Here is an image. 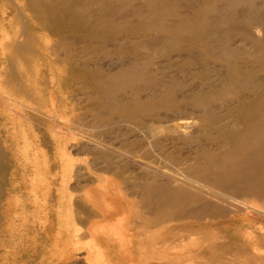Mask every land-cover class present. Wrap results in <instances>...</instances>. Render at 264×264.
Returning <instances> with one entry per match:
<instances>
[{
    "label": "rangeland",
    "instance_id": "rangeland-1",
    "mask_svg": "<svg viewBox=\"0 0 264 264\" xmlns=\"http://www.w3.org/2000/svg\"><path fill=\"white\" fill-rule=\"evenodd\" d=\"M22 1L0 0V264H264V0H39L50 32Z\"/></svg>",
    "mask_w": 264,
    "mask_h": 264
},
{
    "label": "bare ground",
    "instance_id": "bare-ground-1",
    "mask_svg": "<svg viewBox=\"0 0 264 264\" xmlns=\"http://www.w3.org/2000/svg\"><path fill=\"white\" fill-rule=\"evenodd\" d=\"M4 1V0H3ZM6 2V1H5ZM16 2V1H15ZM43 2L42 1H39V0H23L22 1V4H21V6H18V11H19V13H21V14H19V16H20V21L22 22V24H23V30L25 31V30H28L29 28H30V26L31 25H34L38 30H40V31H47V32H50V30L48 29V27H47V24L49 23V21H46V19H43V17H46L47 15H46V9H44L43 8ZM1 5V4H0ZM3 5V4H2ZM1 5V6H2ZM5 7V6H4ZM42 7V8H41ZM25 11H30L29 13H30V15L33 17V18H30V17H28L26 14H25ZM8 12V11H7ZM15 15H13V17H14ZM48 19V18H47ZM32 21V23H31V21ZM52 21V20H51ZM1 24V23H0ZM4 24V23H3ZM1 26V25H0ZM5 29V28H4ZM20 29V28H19ZM17 31V30H16ZM19 31V30H18ZM260 31H257V33H259ZM22 34V33H21ZM7 35H8V33H7ZM17 35V34H16ZM20 36V38H19V42H20V40H22L23 38H24V36H22V35H19ZM9 37V36H8ZM16 37V36H15ZM18 37H16V39H17ZM13 41V40H12ZM3 42V41H2ZM15 42V41H14ZM34 42H35V40H34ZM21 43V42H20ZM14 45V44H13ZM16 45H18V44H16ZM17 48H16V50L17 51H19V53H23V52H25L26 51V48L24 47V45H18V46H16ZM15 50V49H14ZM13 50V51H14ZM32 50V49H31ZM33 51V50H32ZM16 51H14V53H15ZM31 52V51H30ZM17 54V53H16ZM19 55V54H18ZM13 56V55H12ZM16 56L17 55H15V58H16ZM20 56V55H19ZM22 56V55H21ZM45 57V56H44ZM15 58H13V59H15ZM23 59V58H22ZM19 60V59H18ZM14 61V60H13ZM32 61H34V60H32ZM15 62V61H14ZM21 61H19V63H20ZM24 62H25V60H24ZM22 63V62H21ZM26 63H28L27 61L25 62V65H26ZM13 64V63H12ZM15 64V63H14ZM28 65V64H27ZM15 67H16V65H15ZM2 68V67H1ZM26 69V68H25ZM62 70V69H61ZM1 71V70H0ZM36 71V70H35ZM12 72V73H11ZM17 72V71H16ZM37 73V72H36ZM17 75H18V73H13V71L11 70L9 73H7L6 74V77H7V80L10 78V77H12V78H14V79H16V81H17V79H19V77H20V75H18V77H17ZM22 76V75H21ZM28 78V77H27ZM24 79V78H23ZM37 79V78H36ZM6 80V79H5ZM9 81H12V80H9ZM14 81V80H13ZM19 81H21V79L19 80ZM9 83V82H8ZM17 83V82H16ZM59 83V82H58ZM12 84H13V82H12ZM19 85H21V84H19ZM18 85V86H19ZM24 85V84H23ZM22 85V86H23ZM15 86H16V84H15ZM13 87L11 90L13 91V92H15V90H16V87ZM18 88V87H17ZM10 90V89H9ZM17 91H19V90H17ZM22 93V92H21ZM29 95V94H28ZM62 100V99H61ZM35 104V103H34ZM36 106V105H35ZM189 123V122H188ZM189 128V127H188ZM188 128H186V129H182V127H179V125H176V126H174V132H180V130H182V131H184V132H186L187 130H188ZM246 130V129H245ZM245 130H240L239 132H238V130L236 129H234V131L232 130V132L230 131V132H228L227 134L228 135H238V134H240L241 133V141L239 142V149H242L243 148V146L245 145L244 143H245V140H244V137H245ZM68 131V130H67ZM246 133H248V132H246ZM54 138H55V136H54ZM253 139H257V138H252L251 140H253ZM249 150H251V148H248ZM74 165V164H73ZM73 172V171H72ZM75 173V172H74ZM99 178V177H98ZM40 183V182H39ZM60 183V182H59ZM41 185H42V183H40ZM39 184V185H40ZM38 185V186H39ZM43 185H46V184H44L43 183ZM42 187V186H41ZM40 187V188H41ZM33 188V187H32ZM152 188H157V187H152ZM161 188V187H160ZM44 189V188H43ZM47 189V188H46ZM45 190V189H44ZM48 190V189H47ZM43 191V190H42ZM33 193H34V191H33ZM44 193H46V192H44ZM47 194V193H46ZM97 194V195H96ZM95 194V197H94V199H96L97 198V201H99V203L101 204V206L104 208L103 210H105L107 213H109L108 215H110L114 210H113V205L110 203L111 202V200H107V197H108V194L107 193H96ZM120 194V193H119ZM122 195V194H121ZM47 196V195H46ZM44 197V196H43ZM45 198V197H44ZM72 198V197H71ZM43 200V199H42ZM75 202V201H74ZM82 202V201H81ZM114 202V201H113ZM110 203V204H109ZM75 204V203H74ZM72 205V204H71ZM253 205V204H252ZM113 206V207H112ZM255 206V205H254ZM42 207V206H41ZM112 207V208H111ZM247 207V206H246ZM249 207V206H248ZM83 208V207H82ZM251 208H253V209H255L254 207H252L251 206ZM257 208V207H256ZM250 209V208H249ZM259 209V208H258ZM261 209V208H260ZM73 210V209H72ZM255 211V210H254ZM39 212H40V210H39ZM66 212H67V210H66ZM83 212V211H82ZM81 213V212H80ZM84 213V212H83ZM104 213V212H103ZM102 213V215H101V217H102V219L104 220V221H106V222H110L109 221V216L107 215V213H104L103 214ZM105 215V216H104ZM133 215V214H132ZM78 216V215H77ZM111 216H113L114 218H116V217H118L116 220H118V219H120L121 217H123V215H122V213H118V214H113V215H111ZM132 219V218H131ZM94 220V219H93ZM121 220V219H120ZM80 221V220H79ZM82 222H83V220H82ZM91 223V222H90ZM89 223V224H90ZM81 224V223H80ZM85 224V223H84ZM119 224V223H118ZM117 224V226H119ZM130 224V223H129ZM76 225V224H75ZM97 225H98V223L95 225H93L92 226V228H95V230H97ZM127 226V225H126ZM83 228H85V227H83ZM115 228H116V226H115ZM79 229H81V228H79ZM100 230H101V232H103V234H105L106 232H109V228H106V227H100L99 228ZM106 229H108L107 231H104V230H106ZM112 229V228H111ZM114 229V228H113ZM112 229V230H113ZM103 230V231H102ZM88 231V230H87ZM114 231V230H113ZM134 231V230H133ZM76 232V231H75ZM78 232H81V231H78ZM86 232V231H85ZM89 232H90V229H89ZM111 232V231H110ZM57 233V232H56ZM82 233H83V231H82ZM118 233V232H117ZM122 233V232H121ZM111 234H112V232H111ZM110 234V235H111ZM119 234V233H118ZM117 234V235H118ZM69 235H70V233H69ZM107 235V234H106ZM109 235V236H110ZM114 235V234H113ZM122 235V234H121ZM81 236V235H80ZM89 236V235H88ZM87 236V237H88ZM114 237H115V235H114ZM113 237V238H114ZM119 238L121 237V236H118ZM77 238V237H76ZM93 239V238H92ZM118 239V238H117ZM121 239H122V237H121ZM75 240V239H74ZM81 240H82V238H81ZM120 240V239H119ZM80 241V240H79ZM83 241V240H82ZM117 241V240H116ZM58 243V242H57ZM66 243V242H65ZM73 243V242H72ZM68 244H71L70 242L68 243ZM75 244H76V242H75ZM63 245V244H62ZM65 245V244H64ZM124 246H126L125 244H124V242H123V239H122V241H120L119 242V245H118V247L119 248H124ZM96 249V248H95ZM91 253V252H90ZM73 254V253H72ZM68 257V256H67ZM80 257V256H79ZM78 257V258H79ZM82 259V258H81ZM70 260V259H69Z\"/></svg>",
    "mask_w": 264,
    "mask_h": 264
}]
</instances>
